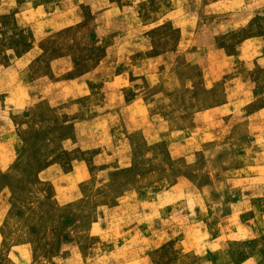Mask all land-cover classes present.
Listing matches in <instances>:
<instances>
[{
	"label": "rangeland",
	"instance_id": "obj_1",
	"mask_svg": "<svg viewBox=\"0 0 264 264\" xmlns=\"http://www.w3.org/2000/svg\"><path fill=\"white\" fill-rule=\"evenodd\" d=\"M0 264H264V0H0Z\"/></svg>",
	"mask_w": 264,
	"mask_h": 264
}]
</instances>
